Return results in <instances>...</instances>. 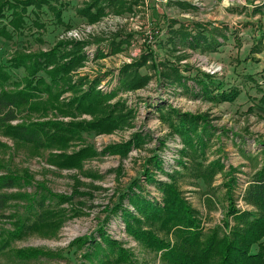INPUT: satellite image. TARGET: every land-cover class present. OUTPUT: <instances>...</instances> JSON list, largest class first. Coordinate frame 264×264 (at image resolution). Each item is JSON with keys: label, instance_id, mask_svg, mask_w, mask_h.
I'll return each instance as SVG.
<instances>
[{"label": "rangeland", "instance_id": "obj_1", "mask_svg": "<svg viewBox=\"0 0 264 264\" xmlns=\"http://www.w3.org/2000/svg\"><path fill=\"white\" fill-rule=\"evenodd\" d=\"M95 1L0 0L4 90L17 92L32 82L37 92L10 125L57 124L53 137L43 135L38 147L0 129V175L20 178L13 189L4 191L13 198L0 211V264H107L122 252L129 255V264H163L160 252L143 247L125 231L121 212L108 213L119 195L136 183L132 192L144 191L148 199L160 197L155 185L147 183L145 171L159 182L178 172L181 195L198 211L204 230L221 228L228 168L237 181L232 195L237 207L245 209L238 199L241 187L264 164L263 6L240 9L228 30H213L204 23L202 35L196 29L184 31L209 44V49L201 44L193 49L186 47L188 40L173 42L183 31L175 34L178 26L171 22L199 24L207 19L209 14L199 11L202 0H158L165 6L162 9L149 6L150 0L100 2L104 12L90 19L86 8ZM75 30L79 37L67 39L66 32ZM145 55L149 60L137 69L144 86L118 87L122 68ZM36 57L41 69L33 78L25 67ZM176 64L182 87L174 91L160 85L154 71L164 72ZM219 86L236 90L235 99L212 102ZM206 87L211 94L205 93ZM183 115L199 116L207 125L201 120L195 123L206 142L203 156L195 162L205 167L216 161L224 165L209 183L193 178L179 164L190 159L183 156L184 140L171 126ZM154 157L161 170L152 163ZM123 205L135 213L128 200ZM41 208H48L54 227L14 233L16 222L30 224ZM101 234L117 244L119 254ZM81 237L93 242L73 245ZM28 249L51 256L17 254Z\"/></svg>", "mask_w": 264, "mask_h": 264}, {"label": "trees", "instance_id": "obj_2", "mask_svg": "<svg viewBox=\"0 0 264 264\" xmlns=\"http://www.w3.org/2000/svg\"><path fill=\"white\" fill-rule=\"evenodd\" d=\"M100 2H105L109 5L122 4L123 1L96 0L91 6L86 8V13L89 15L90 19L96 18L104 12V9L98 6ZM8 3L9 2H7V6ZM91 9H95L92 14L90 13ZM2 15L3 12L0 10V18ZM12 17L9 23H13L15 17L14 15ZM171 23L172 25L178 26V30L174 32L175 34L183 31L182 34H178L180 36L179 39L177 36L174 39L173 42L175 44H179V42L183 40H188L189 42L186 47L199 49V44H201L202 49H209V44H206V39L203 38L200 41L191 36V34L184 33L186 30L191 32L192 29H196L198 36L200 32L202 35V32H205V29H203L205 27L204 25L176 20H173ZM211 35L213 34L211 33ZM37 57L45 58L47 56L39 55ZM37 57L30 61V64L25 67L26 71L30 69V77L33 78L37 70L41 69V63L38 61L40 58ZM149 58V56L146 57L145 55L139 61L123 67L120 71L121 78H119L118 87L123 89L127 88L129 90H137L143 87L144 83L142 82L143 80H141L142 78L138 77L137 69L143 67ZM167 67L171 66L167 65ZM152 68L154 69L155 66L153 65ZM60 70L62 71V69ZM179 70L178 64H176V67L167 68L164 72L156 70L154 74H156L160 85H167L168 88L172 89L182 87V76ZM5 79L6 74L1 71L0 129L5 130L6 132L4 133H8V136H14L17 139L35 144L38 147L42 141L43 135L53 137L54 133L52 130L54 127H57V124L47 121L11 126L10 124L12 122L18 120L21 107L29 106L32 102V98L37 95V92L32 82H27L22 90L13 93L7 92L4 90V84H2ZM218 88L219 93L217 96H211L212 102H231L237 96L236 90L225 91L222 90V86ZM172 90L176 91V89ZM208 91L209 88L206 87L205 93H210ZM172 113L176 114L177 112L173 111ZM181 117L182 121L171 126V129L184 140L185 148L182 154L191 161L187 160L188 162H180L179 164L181 168L184 171H188L193 178L201 179L203 182L209 183L216 174H220L224 171V165L220 161H216L215 163L212 162L208 164L209 167H205L202 163L195 162L197 157L203 156L201 151L203 152L206 148L203 134L200 135L198 133L201 129L199 130L198 128L197 130V124L195 126V123L201 120L203 126H207L205 120L199 116L183 115ZM190 162H193V165L189 166ZM152 163H154L157 169L161 170L160 161H158L156 157H154ZM228 169L229 174H227L224 179L226 181L229 179L224 184L227 193V207L221 228L204 230L201 226L198 211H196L181 195V191L177 184L178 178H180L178 172H174L173 175L169 176V181L159 182L154 179L150 171L146 170L144 176L147 183L155 185L160 197L148 199L147 197L145 198V196L143 197L142 193L144 191H140L137 194L132 192L134 188H137L136 183L135 185L133 183L128 190L124 192L125 194L119 195V199L108 213H110V215L114 214L115 216V214L121 212L125 231L141 242L143 247L160 252V259L163 264H264V164L253 172L249 180L241 187L238 199L246 206L245 209H239L237 207V200L232 195L237 181L236 177L232 176L234 172L233 169ZM18 179L20 178L14 175H0V211L4 210L9 200L13 198L4 191L13 189ZM61 199L63 198L59 197V200ZM124 199L128 200L129 205L133 208L135 213L131 212L129 208L124 207ZM40 206L42 207V205ZM47 209L48 208H41V212L35 216V219L30 224L16 222L14 233L19 230L24 235L37 231H45L54 227L56 224L51 222L52 215L46 213ZM100 237L104 239L103 242H105L113 252L117 251L119 254L121 250L117 248L115 242L103 236V234H101ZM88 242L91 243L93 240L90 237H81L76 239L73 245L76 243L78 246H83ZM40 253L45 257L51 256L50 253L48 254L47 252L33 249L18 251L17 254L25 258H32L39 256ZM106 262H109L107 264H129L131 260L128 254L122 252L121 255H117L112 260H106Z\"/></svg>", "mask_w": 264, "mask_h": 264}, {"label": "crops", "instance_id": "obj_3", "mask_svg": "<svg viewBox=\"0 0 264 264\" xmlns=\"http://www.w3.org/2000/svg\"><path fill=\"white\" fill-rule=\"evenodd\" d=\"M165 1L166 0H163V2ZM241 1H243V3H240ZM202 2H203L202 8L198 6L200 9L199 11L205 12L206 14L208 13L209 15L207 17L205 16L207 19L201 20L200 21L201 23L199 24L203 25L205 23L207 25H210V28L212 29L213 28L220 29L223 27L224 28L227 27L226 29L228 30L231 27V25L232 24L234 25V22L237 20L235 14L240 12V9L242 8L244 9V7L245 8L252 7V9L253 8L256 9L257 7L259 8L263 6L262 8H264V2H262L261 5H257L255 0H240V2H237V0H202ZM189 4L193 6L192 3L189 2ZM149 6L156 7V9L165 7L162 6L158 0H150ZM159 11L160 10H158V12Z\"/></svg>", "mask_w": 264, "mask_h": 264}, {"label": "built area", "instance_id": "obj_4", "mask_svg": "<svg viewBox=\"0 0 264 264\" xmlns=\"http://www.w3.org/2000/svg\"><path fill=\"white\" fill-rule=\"evenodd\" d=\"M66 38L67 39H77L79 36H78V33L75 31H69V32H66Z\"/></svg>", "mask_w": 264, "mask_h": 264}]
</instances>
